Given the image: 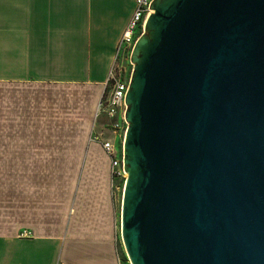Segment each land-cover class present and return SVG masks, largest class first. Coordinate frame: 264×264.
<instances>
[{"label": "water", "instance_id": "1", "mask_svg": "<svg viewBox=\"0 0 264 264\" xmlns=\"http://www.w3.org/2000/svg\"><path fill=\"white\" fill-rule=\"evenodd\" d=\"M127 93L131 264H264V0H155Z\"/></svg>", "mask_w": 264, "mask_h": 264}, {"label": "crops", "instance_id": "2", "mask_svg": "<svg viewBox=\"0 0 264 264\" xmlns=\"http://www.w3.org/2000/svg\"><path fill=\"white\" fill-rule=\"evenodd\" d=\"M134 1L0 0V264H129L93 135Z\"/></svg>", "mask_w": 264, "mask_h": 264}, {"label": "built area", "instance_id": "3", "mask_svg": "<svg viewBox=\"0 0 264 264\" xmlns=\"http://www.w3.org/2000/svg\"><path fill=\"white\" fill-rule=\"evenodd\" d=\"M154 1H134L132 16L129 18L125 31L119 40L114 63L109 71L106 89L102 98L97 103L95 114V119L100 118L102 114L109 116L112 121L110 124L111 131L119 138V142H117L114 137L106 136L105 130L93 135V139L102 145L110 157L112 187L115 190L120 189L121 186L122 194L127 181L124 143L128 127L125 118L130 80L126 76H122L123 63L121 60L124 52L129 50L132 44L134 45L137 39L136 37L144 32L146 20L152 12L151 6ZM121 112H123L122 118L120 115Z\"/></svg>", "mask_w": 264, "mask_h": 264}, {"label": "rangeland", "instance_id": "4", "mask_svg": "<svg viewBox=\"0 0 264 264\" xmlns=\"http://www.w3.org/2000/svg\"><path fill=\"white\" fill-rule=\"evenodd\" d=\"M154 13V10H152L151 14L152 15ZM144 33L146 34V28L144 30V32L142 34H139L138 37H136V41L134 43V45L132 44L131 47L129 48V50L124 52V55L122 57L121 62L123 63V68H122V76H126L128 78V80H130V85H129V90H130V86L133 83V77H134V70L136 68V64L133 63L132 61V57L137 45V41H139V39L144 35ZM128 107V104H127ZM127 112V109H126ZM96 114V113H95ZM121 118L123 117V112L120 113ZM128 173H127V177H128ZM7 184V183H6ZM112 194H113V198H114V208H115V213H116V219H115V231H116V244L118 246V250L119 253H121V255H123L127 261V263L131 264L128 260L127 254H126V250H125V246H124V242L122 239V232H121V203L123 202V194H122V190H121V186L120 189H113L112 187Z\"/></svg>", "mask_w": 264, "mask_h": 264}, {"label": "trees", "instance_id": "5", "mask_svg": "<svg viewBox=\"0 0 264 264\" xmlns=\"http://www.w3.org/2000/svg\"><path fill=\"white\" fill-rule=\"evenodd\" d=\"M127 259V258H126Z\"/></svg>", "mask_w": 264, "mask_h": 264}]
</instances>
